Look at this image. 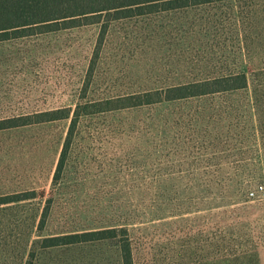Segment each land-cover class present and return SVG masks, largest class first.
<instances>
[{
    "label": "rangeland",
    "instance_id": "374dc122",
    "mask_svg": "<svg viewBox=\"0 0 264 264\" xmlns=\"http://www.w3.org/2000/svg\"><path fill=\"white\" fill-rule=\"evenodd\" d=\"M230 71L264 76V0H229L117 21L103 18L99 24L2 42L0 120L75 110L80 104ZM258 89L264 99V84ZM255 93L251 87V104L245 108L238 100L227 101L239 114L248 112L249 122L243 116L248 142L222 149L218 159L207 161L206 155L204 162L178 164L170 157L157 166L153 158L160 150L172 152L180 142L178 151L187 154L188 135L202 140L206 131L232 126L231 120H218L224 101L88 119L56 187L70 121L0 131V198L31 195L0 205V264L29 262L50 197L56 203L43 237L59 230L69 212L80 214L86 229L119 219L127 223L131 217L137 220L128 224L137 227L136 264H264V200L248 197L264 185V100L257 105ZM192 150L197 154V148ZM156 168L162 178L153 175ZM202 169L224 170L227 177L220 180L226 186L211 190L196 172L189 173ZM254 171L260 175L254 177ZM242 181L245 192L239 195L236 183ZM158 208L162 221L153 214ZM119 255L117 242L106 241L39 250L35 264H120Z\"/></svg>",
    "mask_w": 264,
    "mask_h": 264
},
{
    "label": "trees",
    "instance_id": "16d2710c",
    "mask_svg": "<svg viewBox=\"0 0 264 264\" xmlns=\"http://www.w3.org/2000/svg\"><path fill=\"white\" fill-rule=\"evenodd\" d=\"M223 1L229 0H0V43L99 24L103 21V18H108L109 21H117L155 12L202 6ZM262 84H264L263 75H254L247 71L202 74L196 76L194 80L179 86L144 93L120 95L100 102H88L78 105L75 110L72 108H60L43 111L35 115L3 119L0 120V131L59 121H70L68 135L55 170L53 185L56 187L65 176L68 157L84 121L114 112L153 106H164L163 108L165 109L181 103L194 101H210L209 103L224 101L220 105L221 109L218 112V120L225 119L227 122L231 120L233 121L232 126L229 123L226 126H218L215 129L216 132L214 130L213 133L212 131H206L203 137L200 135L202 140H195L197 135H188L186 142L189 147L187 154L183 152V154H186L184 157L178 151L180 150L179 147L181 148L180 142L175 144V150L172 152L163 155L160 150L158 156L156 157L155 154L153 158L154 160L156 159L157 166L164 160L170 162L168 160L170 157H172L171 160L174 163L178 164L184 161L204 162L207 160L206 155L210 156L207 160L210 161L211 159H218L222 155V149L235 146V143L243 144L248 142L247 124L243 120V116L246 115L249 122L248 112L244 109V114H239L235 107H233V104L227 101L238 100L245 108L247 104H251L249 101V91L253 87L256 89L255 103L257 105L262 104L264 99L257 95L258 88ZM241 97L242 99H240ZM213 105L215 104H210L209 107ZM200 115H202V112H200ZM261 131L264 132V128ZM175 136L173 141L178 138L177 134ZM194 148H197V154L193 153L192 149ZM209 149H213L212 154L208 152ZM194 172H196V176L201 177V179L203 178L207 182V186L211 190H213V186H226L220 180L227 177V175H224V170L202 169L200 171H189V173ZM153 173L157 179L163 177V171L159 168H156ZM232 173L234 177L237 176L235 172ZM254 175L256 177L260 174L254 171ZM242 184L243 181L236 183L239 195L245 192V186L243 187ZM158 188L155 187V192L158 191ZM29 196L31 195H25V198L20 195L2 197L0 198V205L22 202L23 200L30 199L31 197ZM157 197H160V195L157 194ZM55 203L54 197H50L47 201L38 227L41 239L35 242V250L30 253L27 264H35L39 250L49 251L106 241L117 242L120 264H136L134 232L137 230V227L133 225L129 226L128 224H135L137 220L130 217L124 221L127 223H122V220L119 219L112 225H100L96 228L86 229V222L82 219V216L69 212L62 220L63 226L60 225L59 230H50L51 234L43 237L42 234L52 217ZM153 214L161 221L164 219L162 211L159 208ZM173 216L176 215H172V218Z\"/></svg>",
    "mask_w": 264,
    "mask_h": 264
},
{
    "label": "built area",
    "instance_id": "2783aa9c",
    "mask_svg": "<svg viewBox=\"0 0 264 264\" xmlns=\"http://www.w3.org/2000/svg\"><path fill=\"white\" fill-rule=\"evenodd\" d=\"M248 197L251 200H264V185H259L256 189L250 191Z\"/></svg>",
    "mask_w": 264,
    "mask_h": 264
}]
</instances>
